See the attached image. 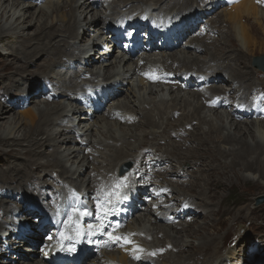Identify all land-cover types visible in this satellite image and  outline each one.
<instances>
[{"label":"bare ground","instance_id":"1","mask_svg":"<svg viewBox=\"0 0 264 264\" xmlns=\"http://www.w3.org/2000/svg\"><path fill=\"white\" fill-rule=\"evenodd\" d=\"M0 1H2V0H0ZM79 1L80 0H50L48 2V4L50 5V9L53 8V10L56 11V14H57V12L60 13L59 11L64 6H70V11L68 10L69 11L68 15H65L64 12L62 13V11L59 14L60 15L59 19H60L62 25L60 27H57L53 23L49 24V22H47V20H44L42 22L40 20H38L36 22H38L39 26H41V27H39L35 31L34 34H30L28 32L27 35H25L24 32H21L19 30L20 29L19 27L24 28V25H25L24 23H27V27H25V30H28L30 26L35 24V21L33 22L34 18L39 17V16H41V18H44L46 15H42L40 13L41 9L40 10L38 9V12H37L38 14L35 17V13L31 14L29 11L31 9L30 4L28 5V7L23 8L18 13L17 10H13V7L18 4L17 0H13L11 7H9V5H6L8 0H3V3L0 4V13H1L0 18L1 19L4 18V15L2 16V14L5 13V14H8L7 20L12 21L14 18H15V20L10 26V28H12V29H8V30L4 31V29L2 27L0 28V42L7 43L6 41H8V40L10 42L13 40H17V39L20 40L21 39L20 41L22 42L23 46L31 45L32 42L34 43V45L31 49L29 48L28 51H24V53L21 52L20 55L17 53V51H16L17 49L15 51L14 50L11 51V53L6 55L5 59L2 63V65L3 64L4 65L2 67V70H0V78H3V76L9 75V76H11L10 78L15 80V78H16L15 74L18 73L19 76H24L25 78H28V79H30V75H34L35 78H32L31 80L36 81L35 83L42 82L45 78H51V76L48 73L43 75V73L46 72V66L48 69H50V67L53 69L54 67L58 66L59 64L65 63L66 61L64 59H62V55L65 57L67 56V58H70V56L75 55V52H73L74 50L80 51L82 57L88 58V60L96 61L98 57L97 56L95 57L94 53L92 56L90 54V51H94V50L99 49V47L97 46L98 42L96 43L94 48L85 47L82 43L85 40L84 35H86L89 32L88 30L84 31V35H82V39L80 41L82 44H77L76 41L70 42L68 40V39L76 40V38L79 35L80 29L84 30L85 27L88 29L90 26L95 27L99 21V12H93V5L92 4H94V3H92V2L88 3L87 0H84L82 4L85 6L87 5L89 12H85V16H83L84 19L77 18V13L79 12V8H80V5L78 4ZM136 1H138V0H123V6L127 5L130 2H136ZM165 1L166 0H162V1L157 0V2H159L161 4H164ZM191 1L192 0H182L181 2L185 3V4H189ZM261 6H262V4H261ZM234 7H235L233 10L234 13L231 14V15H233V19H236L237 16H239L237 13L235 14V12H239V14H242V12L248 13L247 15L250 16V15H258L259 10H260L259 7L254 2V0H238L237 4L234 5ZM92 12H93V14H92L91 18L87 19V16L90 15ZM70 16H72V17H70ZM22 18L28 19V20L27 21L24 20L23 22H21L20 25L18 24L16 26H14V24L17 21L21 20ZM221 22H222V19H221ZM22 23H23V25H22ZM180 27H185V22H182L180 24ZM220 27H221V25H220ZM242 28L239 29V32L241 33V35H242L241 38L243 39L244 30ZM218 30H220V29H218ZM220 32H223V31H219V35L222 34ZM258 32H262V31L257 29L254 32V35H256ZM234 33H235V30L233 27H231L229 29V32L228 31L224 32L223 35H221V36H224L225 39L228 38V40H226V42H228V43L232 42L231 43L232 47H235L237 45V42L235 41V39H233L234 35H235ZM229 34H230V36H229ZM211 38H214V36L213 35L209 36L208 40ZM46 39L48 40V42L47 41L45 42ZM218 39H220V38H218ZM93 42H96V40L94 39L92 41V43ZM207 42H209V41H207V39H205V38L204 39L196 38L195 41L192 42L194 45L196 44V47L198 49V50L195 49V52L196 51L199 52L198 54H196L197 55V56H195L196 58H194L193 56L187 57L188 54H193L194 51L184 50L182 52L172 53L169 56L165 55L164 57L167 59L172 58V63H170L171 64L170 65L167 63L168 60H166V61L162 62V64L165 66L166 69H172L173 71H176L174 69L175 67L173 68V63L178 62V67L176 66L177 68H179V66H182L179 69H188V70L194 69L195 71H198L200 74L196 73V72H194L193 74H199L200 77H203L205 73H206V75L219 74L221 72H218V70L216 69L217 68L216 66H218V67L224 66V71H226L225 68L230 69V72H231L230 74H233V76H234L233 80H231V79L228 80L229 81L228 85L232 86L233 85L232 83L236 79L241 81L242 86L240 84H237V83L236 84L240 85L239 88L244 89V92L241 93V96L243 98L247 94L248 91L255 88V86L252 88L251 87L252 85L250 86L251 88H249V83H244V82H245V80L251 78L252 74H255L256 72H254L252 68H251V70H248L247 72H241L240 70H245V69L250 68V66H252L253 63H251V61L247 62L246 60L248 59V56L246 55V53L239 51L237 48L234 51L227 49V48L224 49L223 48L224 44H223L218 48L215 47V49L213 48V50H210L211 49L210 46L212 45V43L209 42L210 44H207ZM12 48L13 47H11L10 49H12ZM86 48H89V49H87V51H86V50H84ZM41 53L53 54L55 57H52V58H56V59L52 63H50V61L47 59L49 61V63L47 65L45 64L46 66L44 64L43 65L39 64L38 65V67H39L38 71H31V70L27 69V66L25 65V63H27L30 59L33 60L36 55L41 54ZM186 53H188V54H186ZM203 53H207V54L204 55V58L201 59L200 55H203ZM18 55L23 59V61L25 62L24 64L18 63V65H16V63L18 62L16 60H17V58H19ZM105 55H102L100 57V59H102V58L105 59V62H100V60L98 59V61H99L98 63L101 64V67L100 68L94 67L91 70L92 73H99L98 76L105 77L102 81H100V83H103V81H105V80L111 81L112 79L115 81L121 82V83H125V84H126V82H123L124 80L131 81L130 84L134 83L133 77L130 78V76H133L134 73L136 75V73H137L136 71H134V73L133 72L131 73V72H129V70H125V69L120 71L119 70L120 67H118V65H120V61H117V59H115V61L109 62V61H111V57L113 56V54H108L107 56H105ZM184 55H186V56H184ZM176 56H177V58H176ZM183 57H185V59L181 60V58H183ZM208 57L210 58L209 60H207ZM106 58H108V59H106ZM47 60H46V62H47ZM95 64H97V63H95ZM152 67H155V66H152ZM152 67H149L148 69H151ZM260 69H262V68H260ZM12 70L16 71L15 74L10 73V71L12 72ZM254 70H255V68H254ZM101 71L104 72L105 75ZM113 72L115 73V76H111ZM142 72L146 73L147 70L143 71L140 68L139 73L142 74ZM238 72H241V73H238ZM40 76H43V77L46 76V77H44V79L42 80L41 78H39ZM118 76H120L121 79H123V80H121ZM140 78H144V77L140 76V77H138V80H139V83H142L146 86L147 82L144 79L140 80ZM229 78H231V77H229ZM22 83H24V82H22ZM13 85L14 84L9 83V84H6L5 86H2L4 88V92L9 93V94L14 93L13 88H11ZM261 85L262 84H260V86ZM155 86L156 87H162L161 85L154 84V85H150L149 87H145V89L146 88L151 89L152 87H155ZM230 86H229V88H230ZM19 88L20 87H18L17 89H19ZM222 88H223V86H222ZM222 88L220 86H218L217 88L212 87V88H210V90L206 91L205 93H209V92H212L211 94L218 93V92L222 91ZM171 89H172V91H174L171 94V99H167V97H164V96L163 97L161 96V98H157V95H155V93H152L151 97H149V99L147 100V99H145V94H147V90H145L144 94L142 95L141 91L138 93L134 88L132 89V91L128 95V96H130V95L132 96L133 100L131 98L129 100L133 101L136 105L141 104L142 100L144 101V105L145 104H151V103L155 102V107L153 110H150L148 108V110H142L141 114H143L142 117L144 119H146V121H143V122L146 124V126L148 128L156 127V126L162 128L161 134H160V132L159 133L151 132L152 135L158 136V134H160L161 137L168 136L169 140L172 141V146L170 147V152L168 150L166 151V155L168 152V154L171 155V158L166 156L167 158L165 160L171 161L172 165H173V162H176V164H179V167H180V164H182L184 161H191L192 160V162H190V163H192L193 166L190 167L189 169L182 168V169H178V170H172L170 172L167 170H162V171L159 170L163 174V175H161V179L166 181L168 183L169 187H171L172 189H177V188L180 189V187H184V188H187L188 190H191L193 188L192 184L195 181H196V183L197 182L199 183L201 178H202L201 175L204 173L203 175L204 176L206 175V177H208L207 179L204 178V180L206 179V181L204 183V187L206 188V191L207 192H208V190L210 191L209 195L211 197H217L218 198L219 192L217 193V191L222 189V187L224 186V183L222 180H220V178H216L217 176L215 177V179H216L215 180L213 177L214 173L220 175L223 171H226V169L231 170L233 173L236 172L235 176L237 179H248V178H244V177L242 178V174L240 173V171H242V170L243 171H250V172H253V171L259 172L261 175L264 174V125L262 124V122H264V121H262V122L261 121L256 122V121H252V120L251 121H242L240 114L235 110H233L231 112V114L227 113V112H222V111H221L222 113L220 114L219 113L220 111H218L219 108L214 107L212 105V102H210V104H208L212 108L210 107V109H209V107H208V109H209V111H212V113L214 115L216 114L215 118H208V116H202V115H198L197 118H195L196 116L194 117L193 114L194 113L199 114L198 112H200L201 109L205 106L204 104H202L203 99H206V98L208 99V97L205 95V93H201V92H197V91H190L188 93L185 92L183 95H181L180 93H177V91H176V90H181L180 88L179 89L171 88ZM142 90H144V88ZM162 90H163V87H162ZM27 92L29 94L41 92V88L37 87L36 85L33 84V86H30L27 89ZM235 92H236L235 89H231L228 91L229 94H233ZM58 94L63 95L62 98H65L64 96H66L67 99L75 100V103L73 105L77 106V102H79V98L75 96L74 92L72 94H70L67 92V90L65 91L63 89H59V90H55V91L51 92L50 99H48L46 97L39 98L41 96H39L38 98H34L32 100V103L38 102L39 104H36V106H35L36 108H30L29 110L25 111V113H27V115L29 117H31L32 119H35L38 117L39 119L36 121L38 123L36 125H34V123L32 124L33 120H31V127L27 128V122L24 121V122H22L24 124L21 123L22 125H19L21 121L20 122L17 121L16 118L14 117L8 124V128H9L8 134L6 136H3L2 134H0V145H3V146L7 145V147L9 145V147H10L11 143L18 145V144H22L23 142H27V143L29 142L31 148L27 150L26 154L29 155L30 157H33V156H38L41 154V152H43L41 150V148H43L47 145L48 146L55 145L52 141L57 140V141L63 143V145H66V147H65L66 153H64V154L67 158H69V159H75L76 158L78 160L79 159L78 157H80V154H81L78 149L82 150V148L86 149L87 147H90L89 144L90 143L92 144V139L89 140V139L81 138L82 135L80 133H76L74 131L75 129H73L72 126L71 127L68 126L66 129H64V128H61V130L58 129L54 134H52V136H46L45 138L42 137V135L45 134L47 127H49V125L55 123V119H53L54 117L52 118V115L56 114L57 112H60L61 110H60V103H57V102H56L57 104H55L53 106L41 107V105H52L53 103H55V100L60 99V98H58ZM190 97L196 99L198 105L194 104L195 105L194 107H191V108L188 107L189 105H193L190 103V99H191ZM35 99H37V100H35ZM51 100H54V101H51ZM199 100L202 102H199ZM210 100H212V97L210 98ZM169 101L172 102L173 106H170L165 111L163 107H165L164 105H166ZM207 101L205 100L204 103ZM30 102H31V100H30ZM42 102H49V103H42ZM119 103H121V102L116 103V109H121L118 106ZM123 104H124V107H131V105H128L126 103H123ZM121 106H122V104H121ZM10 109H12V107H8L6 103H0V120L8 118L9 114H7V110H10ZM185 109H188V111H190V112H186ZM170 110H173V111H172V115L169 116ZM181 110H183V113H181L182 115L178 116L176 118V116H177L176 113H178ZM76 111L77 110H75L73 112L74 115H77ZM153 112L155 113V115H152ZM131 113L136 115L135 111H132ZM27 115H25V116H27ZM107 116H109V115H107ZM107 116H104V117H107ZM104 117H102L101 119H97L96 122H98V124H104V122H105L107 125L112 124V125L118 126L119 121L118 122L117 121L111 122V121L106 120ZM155 117H159V118L163 117V119L166 117L165 118L166 121L162 122L165 125V127H162L157 122ZM80 118L84 119L85 122H86V118L88 120V117L86 115L81 114ZM80 118H79V120H80ZM174 118L176 119L175 122H173V120H172ZM225 118H226V120H225ZM79 120H78V122H79ZM192 120H194V122H195V120L199 121V125H200L199 127H201V126L203 127L204 123L210 125L209 129L207 128V129L203 130L206 134H202L200 132L201 128L196 126V124L194 125ZM184 121H186V122L182 125V123ZM12 122H14V123H12ZM23 125H25L23 127V130L20 129L19 131L17 130L15 132L16 135H18V136H16V135L12 136L15 129L17 127L19 129ZM132 125L136 126L135 123ZM59 127H63V126H59ZM147 127H146V129H148ZM106 129H108V131H106L107 133L105 132L106 134L104 135V136H106L104 138L106 140H101L96 145H92V148L97 149L98 146H100V144L105 145V147L106 146H108V147L114 146V148L113 147L112 148L114 149L115 154H113L112 157L117 158V159H123L124 160V158H131V157L135 156V153L130 154L128 151L124 150L126 147V146L124 147V145L126 144L125 142L128 143V141H126L127 140V134H128V139L129 138L132 139V138H136V136L138 135L136 132H129L128 133L126 131H121L124 134L121 135L120 137H117V134L119 133V131L118 132L115 131L113 129V126H108ZM21 131H23V134H21L19 136V133ZM64 131L66 132L65 134H64ZM206 131L211 132V133H208ZM218 131L221 133H219ZM148 132L149 131L146 130L147 134H149ZM213 133H216V134H213ZM40 136H41V138H40ZM7 137H10V139H8ZM61 137H62V141H60ZM147 137H145V138H147ZM108 140L112 141V145H111V143H109ZM156 140H157V138H156ZM220 140H223L222 142L226 143L228 145L227 146L228 148H226V147L223 148L220 144V142H221ZM157 141H159V140H157ZM187 141L189 144H187V146H185L186 148H183L184 144H186ZM78 142H81L82 144H85L87 142V144H86V146L82 147L83 145L78 143ZM119 142H121L123 144V145H121L122 147H118L117 143H119ZM193 143H197V145H195V147H193V149H190L188 146L192 145ZM147 144H148V142L146 141L143 144V146H145ZM35 146H37V147H35ZM180 148H183V150L189 148L188 149L189 151L188 150H187V152L183 151V153H182V150H180ZM210 148L214 149L215 152L208 153V154H210L209 155L210 160L204 159V154H206L205 152H208ZM13 149H11L10 151H7V150L6 151H0V157H2V159L4 158V160L7 158V156L16 157V153H11L13 151ZM58 150L56 151V153L51 154L49 156H54L56 159L59 160V156H57V155H60ZM128 150H130V151L136 150L133 143L128 147ZM90 152L93 153V150H90ZM223 157L227 158V160H229V161L225 160L226 162L224 161V163H220L222 161L221 159ZM86 158L89 159V157H87V156H83L80 159L77 169L74 170L75 173H76V171L80 170V168L84 165V161L86 160ZM26 159L23 161L26 164H22V166H20V167H23L25 169V173L23 175L20 173V169H19L20 167H17L18 165L17 166L13 165L14 168L12 169V171H10L11 167L4 168L3 170L0 169L1 170L0 171V180L4 176L9 178V176H7V173H10V175L12 177L11 180L18 181L19 187H16L14 189V190H17V192L27 191L23 188H26L25 186H28L30 183L34 184V182H32V175L35 173V171H37V170L40 171L41 169L46 170L48 168L46 163H44V164H43V162L37 163L36 161H38V159H36V160H34L35 158H29L27 160ZM96 161H97V157H96ZM98 161H99V159H98ZM145 161H146L145 163H142V162H139V160H137V166L139 167L138 168L136 166V168H138L137 172L138 171H144V169L149 171V169H152L153 166L155 167V165L158 162L156 160H150V159L148 160L146 158H145ZM199 161H200V165H197V162H199ZM201 161H202V163H201ZM212 162L218 163L222 168L220 170L212 169V167L210 166ZM35 166H37V167H35ZM50 166L58 168L61 170V171H59L60 173L57 172V174L59 176V180L61 182H62L61 179H64V181L66 183H73V184L76 183L75 179H73L74 174H75L73 171V168H74L73 164L68 167L65 163H60V161H57L55 163H50ZM175 166H172L170 168L175 169ZM154 167L152 170H154ZM196 167H198V170H199V171L197 170L198 172H200V173L202 172V174H199L200 176L197 174L198 173L197 171H193V169ZM84 168H85V166H83L82 170L80 171L81 172L79 174L80 178H82L81 174H83ZM207 168H210L209 172L205 173ZM124 169H125V167H124ZM106 171H108V168L106 167V165L103 164V165H100L98 167L96 166L93 173L96 172L98 174H103L104 175L103 177H105V175L107 177L109 175V172L107 173ZM192 171H193L194 180L191 179V177H192L191 172ZM88 174L90 175V178H89L87 183L89 185V183L91 182V184H90L89 188H87L88 186L86 185L87 186L86 188L90 189L93 193L86 191V195L91 198V197H94L96 190L102 189L105 184L109 183V180H107L106 178H104L106 181L105 180H99V179H97L98 177L96 178V176L94 174H90V172H88ZM187 175L190 176L189 180H187V181L180 180L181 178L186 179ZM60 177H61V179H60ZM7 178H6V180H7ZM125 178H126V176H124V179ZM21 179L23 180V183L20 181ZM34 180L35 181L41 180L39 183H43L44 185H45V183H47L45 177L43 178V180H42V178L41 179L34 178ZM14 183H16V182H14ZM213 184L217 185L216 189H215L216 186L214 187ZM76 185H77V183H76ZM76 188H80V187H76ZM194 189L195 188H193L192 190H194ZM255 189H257L258 191H263L264 185L263 186L262 185H256ZM72 190H74V187L71 188L69 191H72ZM34 191L37 192L36 193L37 195L33 199H36V198L39 199L38 189H36ZM198 191H200L199 188H198ZM174 192H176V191H174ZM65 193L63 195H65ZM198 193L200 194L199 196L202 200V201L200 200L201 201L200 206L198 205L200 202L198 203L197 198H194V197L188 195L187 192L179 190L174 195H175V197L189 198L191 200L192 205H195L198 209H204L205 208L204 205L207 206L209 204L207 203L206 196H202V194L200 192H198ZM202 193H203V191H202ZM205 193L206 192L204 191V194ZM42 194H45V193H42ZM71 195H72V193H71ZM66 199H67V196H64L62 198V200L60 201V203L65 202ZM0 201H2V200H0ZM222 203L223 204L226 203L227 205H224V207H221ZM228 205L229 204L226 201H224V198H222L219 205H218V209L211 210V211L209 209L208 212L206 211V213L208 214V217L210 216V218H212V216L218 215L221 212L223 213V216H225L227 211L231 208V207L228 208ZM140 207H143V206H140ZM246 209L248 210L247 207H242V208L237 209L236 211H238V213H242V212H245ZM142 210L146 211L147 217H149V215L152 216L154 214V213H152L151 208H143ZM138 213H139V211H138ZM140 214L141 213L138 214L139 215L138 217H140V219H143L141 221H145V217H142V214L141 215ZM126 216H127V218H130L129 214H127ZM223 216L219 220H221L223 218ZM240 219H242V220L246 219L245 215L241 216ZM238 220H239V218H238ZM196 221H197V219H196ZM0 222H1L0 223L1 224L0 225V235L5 237L6 232H5L4 224L2 223V221H0ZM135 222H137V219L135 220ZM146 222H147L146 224L141 223V225L139 223L138 227L131 229V230L140 229L138 231V233L140 232L141 235L143 234L144 238L142 240L130 241V243L128 244V247H127L125 245L129 242V240L127 238L120 239L119 241H114L111 239V237L109 235H106V236H103L98 241H95L93 249L95 250L99 246V244H101L100 241L101 242L103 241L105 244L113 245V250L111 251L110 257H109V259L106 260L105 264H131V262H132L131 258L134 260L132 262V264H166L167 260L164 263H162V260L164 259L162 257H165V253H159V250L161 249V250H165V251L170 252L174 249H175V251H177L179 248H183V251L188 252L189 254L184 255L185 254L184 253L181 256L179 255V257H177L176 255H178V254H176L175 255L176 257L175 256L173 257V261H174L173 263L174 264H179V261L183 260V259H184L185 263L186 262H188V263L192 262V264H196L195 262L199 261L200 264H206L205 259H203V260L197 259L195 261L196 257L193 253V249L191 251V248L194 246V244H192V243L186 244V242L184 241L187 238H191V236L194 234L197 236H199V234L202 235V232H200V233L195 232V231L191 232V233L188 232V234H186L185 236H181L182 233H185L186 231H190V230H205L206 231V225H201L200 228H194V227H191L193 221L192 222L189 220L185 221V222L171 221L163 215H156L155 219L150 221L151 225L150 224L148 225L149 220H146ZM158 222H162V224H165V225L169 224L170 228L176 231V235H174L172 237V235L168 234L167 231L165 230V227H164L165 225L164 226L160 225L158 227H155V225H159ZM124 223L125 222H123L121 224H124ZM216 223H211L210 224L211 227H214V225H218ZM116 225H119V224H116ZM126 226H128V222L126 223ZM130 226H133V225L131 224ZM11 227H12V229H10L9 232L11 230H13V232L16 233L13 235V238H18V236L21 235V233L16 232V230L13 228V225ZM42 231L43 230H40L39 232H42ZM117 231L118 230H116V232ZM155 231L158 235L161 234L160 232H162L163 239L160 240V238L157 237ZM148 232H152V234H149ZM110 233H111V236L120 237V231L117 233H115V232H110ZM7 235L10 237V233ZM189 235H190V237H189ZM24 237L25 236L21 237V239L27 245V243L29 242V240H31L32 237H29V238H28V236L25 238ZM241 237H245V236L240 235V237H238L239 238V244H240V245L238 244L239 246H242L241 243L243 242L242 241L243 239L240 240ZM157 238L159 241L157 246L160 245V249L157 250L156 252H151L150 248L147 247L148 242L150 243V245L155 244L157 242ZM166 238H167V240L165 241ZM10 241H12V243H17V241H14L12 239ZM124 241H127V242H125L123 244ZM12 243H11L12 249L15 250V252L13 254L14 256L13 255L7 256L8 260L7 261H4V260L0 261V264H47L46 262L41 263L38 260V257H36L37 262H34L32 260V256L34 257V256H36V254L34 252H32V250L29 246H26V248H24V250H26V251L29 250L30 252L23 253V252H20V249H19L21 247V245L17 244L18 245L17 246L18 248H17ZM3 244H4L3 246H5L6 241L3 242ZM82 244L85 245V243L83 241H82ZM169 244H171V245H169ZM121 245H122V247H121ZM201 247H202V249H201ZM201 247H200V251H203V250L208 251V250H206L207 246H205L204 244H202ZM189 251H191V253ZM247 252H248V250H246L244 252H242V250H241L239 252V253H241L240 258L242 259V264H244L243 258H244V255L247 254ZM37 253H38V251H37ZM144 253L151 254L150 255L151 259L142 258L141 255ZM153 253H154V255H153ZM217 254H219V253H215V254L213 253L210 256H212V257L221 256V255H217ZM187 256H189L191 258H186ZM4 257H6V256H4ZM232 257H234V255ZM78 261H90V260L79 259ZM215 262L218 263L221 261H215ZM70 263H75V261L70 262Z\"/></svg>","mask_w":264,"mask_h":264},{"label":"rangeland","instance_id":"2","mask_svg":"<svg viewBox=\"0 0 264 264\" xmlns=\"http://www.w3.org/2000/svg\"><path fill=\"white\" fill-rule=\"evenodd\" d=\"M18 1V4L16 5V6H14L13 7V10H17V12L19 13L23 8H26V7H28V5L30 4V7H31V9L29 10L30 11V13L31 14H34L35 13V17H36V15L38 14L37 12H38V9L40 10L41 9V14L42 15H46L44 18H41V16H39V17H36V18H34V20H33V22L35 21V24L34 25H32V26H30L29 27V29L28 30H25V27H27V23H24L25 25H24V28L23 27H19L20 29V31L21 32H24V34L25 35H27V33L29 32L30 34H34L35 33V31L39 28V27H41V26H39V23L38 22H36V21H38V20H40L41 22L42 21H44V20H47V22H49V24H51V23H53L54 25H56L57 27H60L61 25H62V23H61V21H60V19H59V14L61 13V11H62V13L64 12V14L65 15H68V13H69V11H70V6H64L59 12L60 13H58L57 12V14H56V11H54L53 10V8H51L50 9V5L48 4V2L50 1H48L46 4H44V6H36V5H34V4H32V3H30L29 2V0H17ZM81 1V2H80ZM79 1V5H80V8H79V12L77 13V18H82V19H84V17L83 16H85V12H89V10H88V8H87V5L85 6V5H83L82 3H83V1L84 0H80ZM88 1V0H87ZM141 1H144V0H141ZM162 1V0H161ZM237 1L238 0H229V7H226V8H223V10L221 11V12H219L218 13V15H216L214 18H215V20L213 21V22H215V23H213L214 25H215V28H217V29H220L219 31H223V32H220V33H222L221 35H223V33L224 32H229V29L231 28V27H233L234 28V30H235V35H234V38L233 39H235V41L237 42V45L235 46V47H232V42L231 43H228V42H226V40H228V38H224V36H221V35H219V34H215V35H213L214 36V38H211V39H209L208 40V38L209 37H203L202 39H207V41H209V42H211L212 43V45L210 46L211 47V49L210 50H213V48L215 49V47L216 48H218V47H220L221 45H223V48L225 49V48H227V49H230V50H232V51H234L236 48L239 50V51H242V52H244V53H246V55L248 56V59L246 60L247 62L248 61H251V63H253L252 64V66H250V68H248V69H245V70H240L241 72H247L248 70H251V68L253 69V71L254 72H256L255 74H252V76H251V78H249V79H247V80H245V82L244 83H249V88H253L254 86L256 87H259L260 86V84H262L261 86L262 87H264V70L263 69H260L259 67H257L255 64H256V62H261V63H263L264 62V5H262L261 6V3H260V0H254V2L256 3V5L259 7V14L258 15H247L248 13H243L242 12V14H239V12H235V14L237 13L239 16H237V18L236 19H233V15H231V14H233L234 12H233V10H234V5H236L237 4ZM3 3V0L2 1H0V4H2ZM9 3V4H8ZM12 3H13V0H8V2L6 3V5H9V7H11L12 6ZM88 3H89V1H88ZM23 4H25V5H23ZM75 5V4H74ZM93 6H94V4H92ZM73 6V5H72ZM76 6V5H75ZM69 10V11H68ZM95 12V11H94ZM92 14H93V12L90 14V15H88L87 16V19H89V18H91V16H92ZM4 15V18H0V28L2 27L3 29H4V31L5 30H8V29H12V28H10V26H11V24L14 22V20H15V18L12 20V21H9V20H7V17H8V14H2V16ZM247 15V16H246ZM0 17H1V13H0ZM70 17H72V16H70ZM49 18V19H48ZM69 18V17H68ZM247 18V19H246ZM218 19V20H217ZM221 19H222V22H221ZM8 22H7V21ZM27 21L28 19H21V20H19V21H17L15 24H14V26H16V25H20L21 24V22H23V21ZM99 21H101V17H100V13H99ZM99 21H98V23H97V25H99ZM218 24V25H217ZM237 24V25H236ZM260 24V25H259ZM22 25H23V23H22ZM220 25H221V27H220ZM229 25V26H228ZM236 26V27H235ZM243 28H242V27ZM99 27V26H98ZM220 27V28H219ZM255 27V28H254ZM92 28V26H90L88 29L85 27V29L83 30V29H80L79 30V35H78V37L76 38V40H73V39H68L70 42H75L76 41V43H79V44H82L83 43V45H86L91 39H89V34H91V33H93L94 31H93V29H91ZM229 28V29H228ZM243 29L244 30V37H243V39L241 38L242 37V35H241V33L239 32V29ZM254 28V29H253ZM92 31H91V30ZM260 30V31H262V32H258L256 35H254V32L256 31V30ZM89 31L86 35H84V31ZM99 30H100V27H99ZM246 31V32H245ZM82 35H84V41L81 43L80 41H81V39H82ZM217 35V36H216ZM229 36H230V34H229ZM95 38V36H93V34H91V38ZM218 38H220V39H218ZM217 39V40H216ZM245 39V40H244ZM21 40V39H20ZM19 39H17V40H13V41H10L9 42V40L8 41H6L7 43H3V42H0V70H2V67H3V65H2V63H3V61H4V59H5V56L6 55H8L9 53H11V51H15L16 49V51H17V53L20 55V53L22 52V53H24V51H28V49L30 48H32L33 47V45H34V43L32 42V46L31 45H26V46H23L22 45V42L20 41ZM96 40V42H93L92 43V45H90L89 47H91V48H94V46L96 45V43L98 42V40L97 39H95ZM44 41V40H43ZM48 42V40L46 39L45 40V42ZM195 41V40H194ZM214 41V42H213ZM221 41V42H220ZM35 42V41H34ZM44 42V43H45ZM209 42H207V44H210ZM216 42V43H215ZM215 45H214V44ZM24 48H23V47ZM11 47H13L12 49H10ZM85 47H87V46H85ZM27 48V49H26ZM96 48V47H95ZM26 49V50H25ZM187 51H190V50H187ZM93 53L95 54V57L97 56L98 58L97 59H100V57L102 56V55H105V53H103L101 50L99 51V49L98 50H94V51H90V54L93 56ZM195 53V54H194ZM194 53L193 54H188V53H186V54H188L187 55V57L188 56H193L194 58H196L195 56H197L196 54H198L199 52H195L194 51ZM207 53H203V55H200L201 56V59L202 58H204V55H206ZM18 55V57L19 58H17V60L16 61H18L17 63H16V65H18V63L19 64H24L25 62L23 61V59L20 57ZM52 55V56H51ZM115 55V53L113 54V56L111 57V61H109V62H113V61H115V58H116V55ZM38 56V57H37ZM91 56V57H92ZM105 56H107V55H105ZM184 56H186V55H184ZM203 56V57H202ZM52 57H55L53 54H47V53H41V54H38V55H36L35 56V58L33 59V60H29L27 63H25V65L27 66V69H29V70H31V71H38L39 70V67H38V65L39 64H48L49 63V61H50V63H52L56 58H52ZM176 58H177V56H176ZM49 61H48V60ZM62 59H65V56H63L62 55ZM185 59V57H183V58H181V60H184ZM210 58L208 57L207 58V60H209ZM256 59H258V60H256ZM46 60H47V62H46ZM101 60V59H100ZM168 60V64H170V63H172V62H169V59H167ZM101 62V61H100ZM108 62V61H107ZM45 65V66H46ZM171 65V64H170ZM178 67V62H175V63H173V68L175 69V70H188V69H179V68H181L182 66H179V68H177ZM247 66V65H246ZM100 68L101 67V64H98V65H96L95 66V68ZM118 67H119V65H118ZM217 68V70H218V72H221V73H219V74H217V75H219V76H221L222 77V79H221V82H220V84H214V88H217L218 86H220L221 88H222V86H223V84H226V83H229V79H231V80H233V78H234V76H233V74H230L231 72H230V69H226L225 68V70L226 71H224V66H216ZM177 68V69H176ZM254 68H255V70H254ZM51 70V67H50V69H48L47 68V66H46V72L45 73H43V75H45V74H49V71ZM120 71H121V68L119 69ZM148 70H151V69H148ZM188 71H192V70H188ZM193 71H195L194 69H193ZM15 72L16 71H13L12 70V72L10 71V73L11 74H15ZM95 72V71H94ZM102 72V71H101ZM196 73H199L198 71H195ZM236 72V71H235ZM241 72H238V73H241ZM9 73V74H10ZM102 73H104V72H102ZM50 74L51 75H53L54 73L53 72H50ZM96 74V73H95ZM200 74V73H199ZM50 75V76H51ZM104 75H105V73H104ZM115 75V73L113 72L112 73V75L111 76H114ZM11 76H9V75H6V76H3V78H0V88H2V86H5L6 84H9V83H11V84H14L11 88H13V91L15 90V89H17L18 87H23L24 86V84L27 82V80L28 81H32V83L34 84V85H36L37 87H39L38 85H37V83H35L36 81H34V80H31L32 78H35V76L34 75H30V79H28V78H25L24 76H19V74L17 73V74H15V80L14 79H12V78H10ZM41 77V76H40ZM39 77V78H40ZM97 77L98 78H100V77H103V76H98L97 75ZM120 79H121V77L120 76H118ZM229 77H231V78H229ZM130 78H131V76H130ZM20 79V80H19ZM22 79V80H21ZM118 79V78H117ZM141 79H144L146 82H147V84H146V86L144 85V84H142V83H139V80H138V76L137 75H134L133 76V82H134V89L139 93L140 91H141V94L143 95L144 94V92H145V90H147V94H145V99H149V97H151V95H152V93H155V95H157V98H161V96L163 97H167V99H171V94H172V92H174V91H172V89L171 88H169L168 90H165L164 88H163V90H162V87H152L151 89H145V87H149L150 85H154V84H152V83H150V82H148L147 80H146V78H140V80ZM19 80V81H18ZM121 80H123V79H121ZM18 81V82H17ZM22 82H24V83H22ZM123 82H126V84L125 83H121V86L119 87V89H120V91L122 90V92L126 89L127 90V92H125L124 94H123V97H122V99L123 100H119L118 102H121V103H119L118 104V106L121 108V109H123V110H126V112L127 113H131L132 111H135V113H136V115L137 116H139V120L137 121V122H135L134 121V123L136 124V126H133L132 124H134V123H132V124H127V123H122V122H119L118 123V126L116 125H112V124H106L105 122H104V124H98V122H96V120L97 119H101L102 117H104V116H97V117H95V118H93V119H91V120H87V118H86V122H85V120L84 119H82V118H80V115L82 114L81 113V107H79L78 105L77 106H75V105H73L74 103H75V100H71V99H67L66 98V96H64L65 98H62L63 97V95H62V97L60 98V99H58V100H55V103H53L52 105H41V107H45V106H53V105H55V104H57V103H60V112H57L56 114H53L52 115V118L53 119H55V123L54 124H51V125H49V127H47V130L45 131V134L44 135H42V137L43 138H45L46 136H52V134H54L58 129L59 130H61V128H64V129H66L68 126H72V128L73 129H75L74 131L76 132V131H80L81 133V138H83V139H92V144L90 143L89 145H90V147H87L86 149H84V148H82V150L81 149H78L79 150V152L81 153L80 154V157H78L79 159L77 160L76 158L75 159H69V158H67L66 156H65V154L64 153H66L65 152V147H66V145H63V143H61V142H59V141H57V140H55V141H52L55 145H53V146H45V147H43V148H41V150L43 151V152H41V154L40 155H38V156H33V157H30L29 155H27L26 154V152H27V150L28 149H30L31 147H30V144H29V142L27 143V142H23L22 144H10V147H9V145H8V147H7V145L6 146H3V145H0V151H10L11 149H13V151L11 152V153H16V157H9V156H7V158L4 160V158L2 159V157H0V169L1 170H3L4 168H7V167H11V170L10 171H12V169L14 168L13 167V165L14 166H17V167H20V166H22V164H26V163H24L23 161L27 158V159H29V158H35L34 160H36V159H38V161H36L37 163L38 162H43V164L44 163H46V165L48 166V168L46 169V170H40V171H35V173L32 175V178L34 177V178H38V177H40L41 176V174H44L45 172H52V171H54V172H59V171H61L60 169H58V168H55V167H52V166H50V163H55V162H57V161H60V163H65L68 167L69 166H71L72 164L74 165V168H73V171L75 170V169H77V167H78V165H79V161H80V159L83 157V156H87V157H89V159L88 158H86V160L84 161V165L83 166H85V168H84V172H83V174H81L82 175V178H80V176H79V174L81 173L80 171L82 170V168H83V166L80 168V170H78V171H76V173H75V171H74V177H73V179H75V181H76V183H77V185H76V183H69V188L67 189V190H70L71 188H73L74 186L75 187H80V188H78V189H81V188H83L84 186H85V188L87 187V188H89V186H90V184H91V182L89 183V185H88V180H89V178H90V175L88 174V172H90V174H94L95 176H96V178L97 179H99V180H105L104 178H106V179H108V177H110L109 175L106 177V175H105V177H103L104 175L103 174H98V173H93V171H94V169H95V167L97 166H100V165H106V167L108 168V171H106L107 173L108 172H113L114 170H116V168L117 167H121L122 169H124V167H125V165L129 162V160H130V158H124V160L123 159H117V158H114V157H112V155L113 154H115L114 153V146H112V147H108V146H106L105 147V145H101L100 144V146H98V148L95 150L94 148H92V145H96L98 142H100L101 140H106V139H104L106 136H104L107 132L106 131H108V129H106L108 126H113V129L115 130V131H119V133L117 134V137H120L121 135H123L124 133L123 132H121V131H126V132H136L138 135L136 136V138H129L128 139V134H127V140L126 141H128V143L127 142H125L126 144L124 145V147H125V149L124 150H126V151H128L130 154H134L135 153V155L140 151L141 152V149H144L145 147H154V148H156L159 152L158 153H162V154H164L163 156L165 157V158H167V157H169V158H171V155L170 154H168V152H167V155H166V151L168 150L169 152H170V147L172 146V141L171 140H169V138H168V136H164V137H161L160 136V134L162 133V128H160V127H158V126H156V127H151V128H148L147 126H146V124L143 122V121H146V119H144L143 117H142V115L143 114H141L142 113V110H148V108L150 109V110H153L154 109V107H155V102H153V103H151V104H145L144 105V101L142 100V103L141 104H139V105H136L133 101H130L129 99L131 98L132 100H133V98H132V96L130 95V96H128L129 95V93L132 91V87H130L131 86V81H129V80H124ZM253 82V83H252ZM235 83H237V84H240L241 85V81H239L238 79H236V80H234V82L232 83L233 85H235ZM252 83V84H251ZM252 85V86H251ZM242 86V85H241ZM251 86V87H250ZM224 87V86H223ZM144 88V90H142ZM229 86H226V87H224V89L221 91V92H224L225 90H228L229 91ZM241 89V91L239 92V93H242V92H244V89L243 88H240ZM12 91V92H13ZM177 91V93H180L181 95H183L185 92L186 93H188V92H190V91H184V90H176ZM205 93V92H204ZM210 93V92H209ZM212 93V92H211ZM207 93H205V95H206ZM186 95V94H185ZM212 94H210V96H211ZM173 96V95H172ZM209 96V95H208ZM207 96V97H208ZM191 99H190V103L191 104H193V105H189L188 107H194L195 105H198V103H197V100L196 99H194V98H192V97H190ZM211 98V97H210ZM34 98H32L31 99V102H30V104L27 106V108H25V109H22V110H16V109H14L13 107H12V109H10V110H7V114H9L8 115V118H6V119H1L0 120V134H2L3 136H6L7 134H8V132H9V128H8V124H9V122L15 117L16 118V120L17 121H21L20 122V124L19 125H22V124H24V123H22V122H27V128H30L31 127V120H33L32 121V124L34 123V125H36L38 122H36L39 118L37 117V118H35V119H32L31 117H29L28 115H27V113H25V111H27V110H29L30 108H36L35 106H36V104H39L38 102H33L32 103V100H33ZM35 100H37V99H35ZM193 100V101H192ZM209 101L210 99L208 98H206V99H203V103L202 104H204L205 106L201 109V111L200 112H198L199 114H193V116L195 117V118H197V116L198 115H202V116H208V118H215L216 117V114L214 115L213 113H212V111H209V109H210V105H207V103L205 102L204 103V101ZM150 101V100H149ZM148 101V102H149ZM207 101V102H208ZM57 102V103H56ZM70 102V103H69ZM170 102V101H169ZM168 102V103H169ZM199 102H202V101H200L199 100ZM42 103H49V102H42ZM52 103V102H51ZM123 103H126V104H128V105H131V107H124V104ZM166 104V105H164L165 107H163L164 108V110L166 111V109L167 108H169L170 106H173V104H172V102H170L169 104ZM197 103V104H196ZM209 103V102H208ZM72 104V105H71ZM121 104H122V106H121ZM195 104V105H194ZM154 105V106H153ZM68 106V107H67ZM71 107V108H70ZM116 107V106H115ZM187 107V108H188ZM208 107H209V109H208ZM212 108V107H211ZM75 110H77L76 112H77V115H74V111ZM80 110V111H79ZM186 110V112H190V111H188V109H185ZM172 111L173 110H170L169 111V116L170 115H172ZM218 111H220L219 113L221 114L222 112H225V111H223L222 109H219ZM222 111V112H221ZM30 112V111H29ZM28 112V113H29ZM23 113V114H22ZM181 113H183V110H181V111H179L178 113H176V118L178 117V116H181L182 114ZM192 113V112H191ZM180 114V115H179ZM209 114V115H208ZM25 115H27V116H25ZM83 115V114H82ZM152 115H155V113L153 112L152 113ZM213 115V116H212ZM164 116V115H163ZM80 118V120H79V122H77V123H75V120L76 119H74V118ZM106 120H108V121H111V122H113V121H117V120H111V119H108L107 117H104ZM166 118V117H165ZM163 119V117H161V118H159V117H155V119L157 120V122L162 126V127H165V125L162 123V122H165L166 121V119ZM180 118V117H179ZM23 120V121H22ZM84 120V121H83ZM173 120V122H175V118L174 119H172ZM225 120H226V118H225ZM40 121V120H39ZM193 121V123H194V125L196 124V126H200L199 125V121H197V120H195V122H194V120H192ZM118 122V121H117ZM186 121H184L183 123H182V125L185 123ZM256 122H259V121H256ZM262 122V121H261ZM12 123H14V122H12ZM22 123V124H21ZM106 124V125H105ZM167 124V123H166ZM262 124L264 125V122H262ZM14 125V124H13ZM96 125V126H95ZM25 125H23L21 128H19L18 129V127L15 129V131H14V133H13V135L12 136H14V135H16V131L18 130H23V127H24ZM59 126H63V127H59ZM171 126V125H170ZM209 126L210 125H208V124H206V123H204V125H203V127L201 126V127H199V128H201L200 129V132L202 133V134H206L203 130L204 129H209ZM20 127V126H19ZM146 127L148 128V129H146ZM258 127V126H257ZM143 130H142V129ZM100 129V130H99ZM97 130V131H96ZM146 130H148L149 132V134H147L146 133ZM217 130V129H216ZM102 131V132H101ZM106 132V133H105ZM151 132H153V133H159L160 132V134H158V136H155V135H152L151 134ZM199 132V133H200ZM206 132H208V131H206ZM219 132V131H218ZM66 132L64 131V134H65ZM208 133H211V132H208ZM219 133H221V132H219ZM226 133V132H225ZM21 134H23V131H21L20 133H19V136L21 135ZM213 134H216V133H213ZM148 137H147V136ZM16 136H18V135H16ZM154 136V137H153ZM63 137V136H62ZM62 137H61V139H60V141H62ZM145 137H147V138H145ZM8 139H10V137H7ZM40 138H41V136H40ZM156 138H157V140H159V141H157L156 140ZM165 138V139H164ZM169 140V141H168ZM57 141V142H56ZM109 141V143H111V145H112V141H110V140H108ZM107 141V142H108ZM130 141V142H129ZM148 142V144L147 145H145V146H143V144L145 143V142ZM164 141V142H163ZM221 142H220V144H221V146L223 147V148H228L227 146V144L226 143H224V142H222L223 140H220ZM59 142V143H58ZM52 143V144H53ZM78 143H80V144H82L81 142H78ZM133 143V145L135 146V148H136V150L135 151H130V150H128V147L131 145ZM162 143V144H161ZM86 144H87V142L85 143V144H82L83 146L82 147H84V146H86ZM116 144V143H115ZM187 144H189L188 143V141L186 142V144H184V147L183 148H186L185 146H187ZM12 145V146H11ZM17 145V146H16ZM62 145V146H61ZM117 145H118V147H122L121 145H123L121 142H119V143H117ZM149 145V146H148ZM195 145H197V143H193L192 145H189L188 147L190 148V149H193V147H195ZM212 145V144H211ZM142 146V147H141ZM166 146V147H165ZM13 147V148H12ZM35 147H37V146H35ZM34 147V148H35ZM183 148H180V150H182V153H183V151L184 152H187V150L189 149H184L183 150ZM59 149V150H58ZM140 149V150H139ZM58 150V152H59V154L60 155H57V156H59V160L58 159H56L54 156H49V155H51V154H54V153H56V151ZM90 150H93V153H91L90 152ZM103 150V151H102ZM225 150V149H224ZM189 151V150H188ZM203 152V151H202ZM210 152H215V150L214 149H212V148H210L209 149V151L208 152H205L206 154H204V159H208V160H210V154H208V153H210ZM43 153V154H42ZM64 155H63V154ZM144 155H145V150H144ZM94 154V155H93ZM102 155V156H101ZM108 155V156H107ZM28 156V157H27ZM41 156V157H40ZM65 156V157H64ZM146 156L147 157H151V155L150 154H146ZM167 156V157H166ZM225 156V155H224ZM96 157H97V161H96ZM99 157V158H98ZM26 159V160H27ZM56 159V160H55ZM98 159H99V161H98ZM143 159H145L144 157H143ZM137 160H140V156H136V161ZM222 161L220 162V163H224V161L226 160V161H229V160H227V158H222L221 159ZM7 161V162H6ZM55 161V162H54ZM62 161V162H61ZM135 161V164L137 163ZM225 161V162H226ZM6 162V163H5ZM190 162H192V160L191 161H184L182 164H180V167H179V164H176V162H173V165L172 166H175V169L174 170H178V169H182V168H187V169H189L190 167H192L193 165H192V163H190ZM217 162V161H216ZM216 162H212L211 163V167H212V169H217V170H220L222 167L218 164V163H216ZM14 163V164H13ZM49 163V164H48ZM172 163V162H171ZM201 163H202V161H201ZM39 165V164H38ZM197 165H200V161L199 162H197ZM219 167H218V166ZM2 167V168H1ZM35 167H37V166H35ZM138 167V166H137ZM154 167V166H153ZM153 167H152V169H153ZM43 168V167H42ZM139 168V167H138ZM20 169V173L23 175L24 173H25V169L23 168V167H20L19 168ZM209 169L210 168H207L206 169V172L205 173H208L209 172ZM0 170V171H1ZM111 170V171H110ZM198 170V167H196V168H194L193 169V171H197ZM44 171V172H43ZM162 171V170H161ZM193 171L191 172V174H192V177H191V179L192 180H194V176H193ZM199 171V170H198ZM197 171V172H198ZM60 173V172H59ZM235 173L236 172H232L231 170H227L226 169V171H223L220 175L219 174H216V173H214L213 174V177H214V179H215V177L216 178H220V180H222L223 181V183H224V186L222 187V189H220V190H218L217 191V193L219 194L218 195V198L217 197H211L210 195H209V193H210V191L208 190V192L206 191V188L204 187V183H205V181H206V179L208 178V177H206V175L204 176L203 174H202V172L200 173V172H198L197 174L199 175V174H202L201 175V180H200V182L197 184L196 183V181L192 184V186H193V188H195L194 190H188L187 188H184V187H180V189H173V193L175 194L177 191H179V190H181V191H184V192H187L188 193V195H190V196H192V197H194V198H197V201H198V205L200 206L201 205V198H200V194L198 193V192H200L201 194H202V196H206V200H207V203L209 204V205H204V213H203V216H201V217H199V218H197V221L195 220V221H193V223H192V225H191V227H194V228H200L201 227V225H206V231L205 230H190V231H186L185 233H182V235L181 236H185L186 234H188V232L189 233H191V232H198V233H200V232H202V235H200L199 234V236H197V235H192L191 236V238H187V239H183L185 242H186V244H190V243H192V244H194V246L191 248V251H192V249H193V253H194V255H195V257H196V259H195V261L198 259V260H203V259H205L206 260V264H220V263H216L215 261H223V259L224 258H228V257H230L231 255L233 256L237 251L238 252H240L241 250H243L242 248H245V243L249 240V242H251L252 240H255V242L256 243H259V245H261L262 244V246L264 247V190L263 191H258L257 189H255V186L256 185H264V174H260L259 172H250V171H240V173L242 174V178L244 177V178H248V179H237L236 178V176H235ZM239 173V172H238ZM239 173V174H240ZM39 174V175H38ZM46 176H44L45 177V179H46V181H48V178L47 177H49L48 176V174H45ZM102 175V176H101ZM7 176H9V178H7V177H2V179L0 180V183H4V184H6L7 186H11L12 188H16V187H19V184H18V181H14V180H11L12 179V177H11V175H10V173H7ZM125 176H126V178L128 177V172L125 174ZM187 176H189V175H187ZM200 176V175H199ZM263 176V177H262ZM43 177V178H44ZM6 178H7V180H6ZM34 178H33V180H34ZM204 178H206L205 180H204ZM60 179H61V177H60ZM62 180V182H65L64 181V179H61ZM182 180H184V181H187L186 179H183L182 178ZM216 180V179H215ZM10 181V182H9ZM22 183H23V180L21 179L20 180ZM41 180H38V183L40 182ZM106 181V180H105ZM14 182H16V183H14ZM258 183V184H257ZM16 184V185H15ZM64 185L65 186H67V184H66V182L64 183ZM79 185V186H78ZM87 185V186H86ZM213 186L215 187V189L217 188V185L216 184H213ZM26 188H23V189H25V190H27V187L28 186H25ZM197 187V188H196ZM47 188H50V186H48ZM86 188V189H87ZM198 188H199V190L200 191H198ZM183 189V190H182ZM205 189V190H204ZM255 189V190H254ZM34 190H36V188L34 189ZM198 192H197V191ZM46 191V192H45ZM45 191H43L42 193H45V194H43V196H42V198H43V200H46V198H44L45 197V195L46 196H49L48 194V192H51V191H48L47 189L45 190ZM174 191H176V192H174ZM202 191H203V193H202ZM204 191L206 192L205 194H204ZM35 192V191H34ZM47 193V194H46ZM52 193H54V192H52ZM190 193V194H189ZM207 194V195H206ZM197 195V196H196ZM208 197V198H207ZM41 198V199H42ZM181 198H183V197H181ZM216 198V199H215ZM222 198H224V201H226L229 205H228V208H230L228 211H227V213L225 214V216H223V213L221 212V213H219L218 215H216V216H212V218H210V216L208 217V214L206 213V211L208 212V210L210 209V211L211 210H216V209H218V205H219V203H220V201H221V199ZM247 199V200H246ZM201 200V201H200ZM210 200V201H209ZM251 200V201H250ZM3 201V200H2ZM2 201H0V202H2ZM20 203V202H19ZM224 205H227L226 203L225 204H221V207H224ZM20 206H21V208L23 207V204L22 203H20ZM242 207H247L248 208V210L246 209V211L245 212H242V213H238V211H236L237 209H239V208H242ZM252 213V214H251ZM139 214V213H138ZM207 214V215H206ZM230 214V215H229ZM141 215V214H140ZM245 215V218L246 219H240V217L241 216H244ZM223 216V218L221 219V220H219L221 217ZM142 217H145V218H148L147 217V215H146V211L144 210L143 211V214H142ZM149 217H150V215H149ZM139 218V219H138ZM138 218H136L137 219V222H132L131 224L133 225V226H130V229H132V228H135V227H138V225H139V223H140V225H141V223H147L146 222V220L145 221H141V220H143V219H140V217H138ZM238 218H239V220H238ZM151 219L149 220V223H148V225L150 224L151 225ZM230 221V222H229ZM235 221V222H234ZM237 221V222H236ZM181 222H183V221H181ZM217 222V223H216ZM234 222V223H233ZM1 223V222H0ZM159 223V225H155V227H158V226H160V225H162V226H164L165 224H162V222H158ZM211 223H216V224H218V225H214V227H211ZM226 223V224H225ZM130 224V225H131ZM1 225V224H0ZM168 225V226H167ZM167 225H165L164 227H165V230L167 231V233L168 234H170V235H172V237L174 236V235H176V231L175 230H173V229H171L170 228V225L169 224H167ZM222 226V227H221ZM226 226V227H225ZM229 226V227H228ZM153 227V226H152ZM226 228V229H225ZM117 232H119V231H117ZM117 232H115V233H117ZM126 232V231H125ZM10 239L8 238L7 240V242H8V244L9 245H11V243H12V241H10L12 238H13V235L14 234H16V233H14L13 232V230H11L10 232ZM149 234H152V232H148ZM155 233H156V231H155ZM161 234H157L156 233V235H157V237H159L160 238V240L161 239H163V234H162V232H160ZM5 235V234H4ZM240 235L241 236H245V237H241L240 238V240H242L243 242L241 243L242 244V246H239L240 244H239V238L238 237H240ZM261 237H260V236ZM162 236V237H161ZM202 236V237H201ZM189 237H190V235H189ZM4 236H1L0 235V249H3V242H5L4 241ZM29 238V237H28ZM204 238V239H203ZM261 239V240H260ZM12 240H15L16 241V239L14 238V239H12ZM24 240V239H23ZM167 240V238L165 239V241ZM125 242H127V241H124L123 242V244L125 243ZM158 238H157V242L155 243L156 244V246L158 245ZM15 247H17L18 245H17V243H12ZM122 244V245H123ZM128 244H129V242L127 243V244H125L127 247H128ZM202 244H204L205 246H207V249L206 250H208V251H205V250H203V251H200V247H201V245ZM239 244V245H238ZM19 245H21V247L19 248L20 249V252H23V253H28V252H30L29 250L28 251H26V250H24V248H26V246L23 248L22 247V244H19ZM122 245H121V247H122ZM27 246H29V244L27 243ZM160 246V245H159ZM11 247V246H10ZM30 247V246H29ZM18 248V247H17ZM23 248V249H22ZM149 249V248H148ZM201 249H202V247H201ZM13 251H10V252H15V250L14 249H12ZM32 250V249H31ZM151 250V249H150ZM174 251V252H173ZM191 251H189L190 253H191ZM199 251V252H198ZM32 252H34L35 254H36V256L37 255H39V253H37V251L36 250H32ZM159 253H165V257H162V258H164L163 260H162V263H164L166 260H167V262H166V264H174L173 262V257L176 255V254H178V255H176L177 257H179V255L181 256V255H183L184 253V255H187V254H189L188 252H184L183 251V248H179L177 251H175V249L174 250H172V251H165V250H159ZM201 253V254H200ZM210 253V254H209ZM215 254V253H219V254H217V255H221V256H218V257H212V256H210V255H212V254ZM248 253V252H247ZM14 253H11L9 256H12ZM4 256H6V257H4ZM14 256V255H13ZM36 256H32V260L34 261V262H37L36 260H37V258H36ZM175 256V257H176ZM186 258H191V257H189V256H187ZM180 259V258H179ZM244 260H243V263L244 264H251V260L249 259V258H247L246 257V254L244 255V258H243ZM7 261L8 260V258H7V254L5 253V252H3L2 250H0V261ZM137 260V259H136ZM178 260V259H177ZM169 261V262H168ZM194 261V262H195ZM183 262V263H182ZM208 262V263H207ZM185 262H184V259L183 260H180L179 261V264H184ZM196 264H200V262L198 261V262H195ZM185 264H192V262L191 263H188V262H186Z\"/></svg>","mask_w":264,"mask_h":264},{"label":"snow or ice","instance_id":"3","mask_svg":"<svg viewBox=\"0 0 264 264\" xmlns=\"http://www.w3.org/2000/svg\"><path fill=\"white\" fill-rule=\"evenodd\" d=\"M262 2H264V0H262ZM125 35H127V33H125ZM106 202H108V203H110V201L109 200H107V198H106ZM114 210V209H113ZM81 215H91V213L90 212H82V213H80ZM104 214L105 215H107L108 214V210L107 209H104ZM93 227L94 226H92V225H89V231H91L92 229H93ZM101 228H102V225L100 226ZM108 235L111 237V239L112 240H114V241H119L120 240V237H118V236H111V233H108ZM77 236H79V233H77ZM129 243H130V241H129ZM74 249H70V251H73ZM153 255H154V253H153Z\"/></svg>","mask_w":264,"mask_h":264},{"label":"water","instance_id":"4","mask_svg":"<svg viewBox=\"0 0 264 264\" xmlns=\"http://www.w3.org/2000/svg\"><path fill=\"white\" fill-rule=\"evenodd\" d=\"M256 60H258V59H256ZM255 65L258 66V67H260V68H262V69L264 70V62H263V63H261V62H256Z\"/></svg>","mask_w":264,"mask_h":264}]
</instances>
